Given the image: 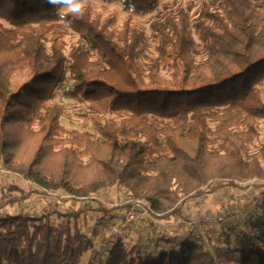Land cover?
Returning a JSON list of instances; mask_svg holds the SVG:
<instances>
[{
  "label": "trees",
  "instance_id": "trees-1",
  "mask_svg": "<svg viewBox=\"0 0 264 264\" xmlns=\"http://www.w3.org/2000/svg\"><path fill=\"white\" fill-rule=\"evenodd\" d=\"M121 1L141 14L159 2ZM195 6L177 0L152 21L156 56L145 62L131 15L119 27L89 5L61 19L47 0H0V163L36 186L5 184L0 210L34 191L78 201L118 188L177 222L190 200L258 180L257 211L196 240L155 222L143 241L123 237L130 228L97 248V231L77 224L82 209L1 210L0 264H264V146L251 153L242 140L264 120V0H200L193 20ZM71 31L80 38L66 55ZM67 74L92 131L68 130L63 107L49 104ZM94 199L100 223L130 207Z\"/></svg>",
  "mask_w": 264,
  "mask_h": 264
},
{
  "label": "rangeland",
  "instance_id": "rangeland-1",
  "mask_svg": "<svg viewBox=\"0 0 264 264\" xmlns=\"http://www.w3.org/2000/svg\"><path fill=\"white\" fill-rule=\"evenodd\" d=\"M193 1L196 2V6L192 10L191 16L192 19L195 20L198 16L197 11L200 5V0ZM86 5H89L92 10H94L95 14H101L103 16H108L110 14L114 15L117 19V25L119 27H121L125 18L128 15H131L134 23L145 34L144 49L146 56L144 61L149 62L151 58L156 56L155 40L152 33L151 23L155 18L162 16L166 11H175L177 7V0H159L154 10L144 14L138 13L134 10H126L121 0H87ZM79 38V35L72 31L64 38L66 42V55H68L72 43L78 42ZM195 39L198 43H200L199 37L196 34ZM198 49L203 51L201 47ZM163 73L168 74L166 70H164ZM70 86L71 80L69 74H67L65 82L55 90V94L49 101V104H57L63 107L61 123L68 130L84 131L88 127V129L92 131V129L89 127L90 123L87 121L89 103L84 99H80L79 97H71L68 93ZM246 135L250 138L244 137L242 140L247 143L249 152L252 153L258 151L261 146H264V120L260 121L258 127L254 131H246ZM9 182H14L29 190L36 187L31 181L24 180L19 175L10 173L8 168L0 163V185H3L4 187V185ZM259 182L258 180H251L247 183L241 184L242 186L247 187L242 193L239 191L230 190L228 188H221L214 194L207 195V198L204 199L203 202H201V199L198 198L192 199L190 200L191 202L186 204V209L183 213L185 217L180 218L177 222H175V220H159L155 216L148 217L139 223V227H133L130 231L126 232L122 236L126 239H132L134 241H143L145 236L151 230V225L155 222H157L156 224L158 225H162L167 231L179 232L180 234L185 233V238L189 240H196L199 233H203L206 230L211 231V233L214 235V233H220L227 229L228 226L234 227L236 225H242L246 218H249L257 211V203L260 201L263 194V189L256 188V185L260 184ZM121 190L118 188H113L102 192L98 196H92H96L98 201L99 199H104L108 206L104 203L103 204L110 208V205L120 199ZM36 193L39 195L37 196ZM59 193H61L62 196L54 197L34 191L30 197L20 202L18 206L7 205L5 209L7 211H15V209L18 208L20 211L34 215L38 213L41 206L44 210L48 206L56 205L58 202V208L62 212H66L68 209L83 210V212L80 214L77 224L83 231L87 233L91 234L92 229L97 231V236L95 237L97 248L104 242V240L108 239V236H111L107 225L109 221L104 223H100L98 221V218L102 216L103 211L95 209L97 206V201L94 198L91 196L80 197L77 199L78 201H73L68 198L69 196L65 199V193L63 191L59 190ZM1 197L2 191L0 190V206L4 202V198ZM221 202L225 203L224 205H226V211L218 212L217 208L222 205ZM84 206L88 208H85ZM210 217H212V219H210ZM218 217L219 219L217 220ZM53 219L56 222L62 221V218L58 217L57 214L53 215ZM198 219H202V222L197 223ZM194 221L196 222L190 225V223ZM72 223H74V220H72ZM195 224L197 225L195 226ZM192 228H194L193 231L189 230ZM93 254L94 251L88 252L82 259L83 263L90 261Z\"/></svg>",
  "mask_w": 264,
  "mask_h": 264
},
{
  "label": "built area",
  "instance_id": "built-area-1",
  "mask_svg": "<svg viewBox=\"0 0 264 264\" xmlns=\"http://www.w3.org/2000/svg\"><path fill=\"white\" fill-rule=\"evenodd\" d=\"M46 192L54 197L62 196L59 191H52V190H46ZM123 194V195H122ZM96 196H92V198H95ZM115 203V204H114ZM114 205H124L129 204L130 207L127 208V211L124 214L119 213L117 215V218L113 219L109 222V231H110V239L113 242V239L121 233L123 230H127L133 227H139V223L147 219L148 217L159 215L156 213L152 208L143 200L139 198H131L129 197L124 190H121V196L118 201H115ZM112 204V205H113ZM212 219V217H210ZM219 217L217 218V220ZM196 221L190 223V225L194 224ZM198 222H202V219H198ZM197 224H195L196 226ZM194 228L189 229L193 231Z\"/></svg>",
  "mask_w": 264,
  "mask_h": 264
},
{
  "label": "clouds",
  "instance_id": "clouds-1",
  "mask_svg": "<svg viewBox=\"0 0 264 264\" xmlns=\"http://www.w3.org/2000/svg\"><path fill=\"white\" fill-rule=\"evenodd\" d=\"M56 9V15L61 19L68 16H80L83 14L87 0H47Z\"/></svg>",
  "mask_w": 264,
  "mask_h": 264
},
{
  "label": "crops",
  "instance_id": "crops-1",
  "mask_svg": "<svg viewBox=\"0 0 264 264\" xmlns=\"http://www.w3.org/2000/svg\"><path fill=\"white\" fill-rule=\"evenodd\" d=\"M2 188H3V185H0V190H2ZM33 189H35V188H33ZM37 194V196L39 195L38 193H36ZM3 211L4 210H6L5 208H1ZM43 208H42V206L40 207V210L38 211V212H40L41 210H42Z\"/></svg>",
  "mask_w": 264,
  "mask_h": 264
}]
</instances>
